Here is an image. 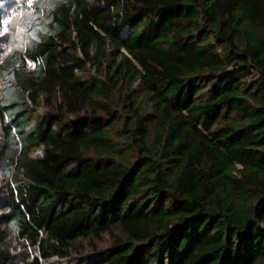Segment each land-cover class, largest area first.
<instances>
[{"label": "trees", "instance_id": "obj_1", "mask_svg": "<svg viewBox=\"0 0 264 264\" xmlns=\"http://www.w3.org/2000/svg\"><path fill=\"white\" fill-rule=\"evenodd\" d=\"M34 7L0 59V264H264V0Z\"/></svg>", "mask_w": 264, "mask_h": 264}, {"label": "rangeland", "instance_id": "obj_2", "mask_svg": "<svg viewBox=\"0 0 264 264\" xmlns=\"http://www.w3.org/2000/svg\"><path fill=\"white\" fill-rule=\"evenodd\" d=\"M35 1L37 0H0V59L11 49H21L30 43L29 36L21 25L25 22L26 15L34 10ZM1 83L0 75V88ZM3 188L0 178V195ZM84 244L87 243L84 242ZM106 244L107 239L104 238L99 246L103 247ZM9 245L13 253L12 264H22L23 260H30L34 254V249L30 246H19V243L14 240H10ZM75 258L74 255L67 260L51 258L43 264H73Z\"/></svg>", "mask_w": 264, "mask_h": 264}]
</instances>
